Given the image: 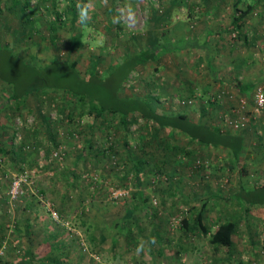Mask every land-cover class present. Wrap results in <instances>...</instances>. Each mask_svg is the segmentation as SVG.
<instances>
[{
    "label": "rangeland",
    "instance_id": "rangeland-1",
    "mask_svg": "<svg viewBox=\"0 0 264 264\" xmlns=\"http://www.w3.org/2000/svg\"><path fill=\"white\" fill-rule=\"evenodd\" d=\"M8 1L0 0V45H10L26 63L42 66L53 55L65 59L63 44L67 37L80 35L82 46L70 58L76 60V68L83 73L90 63L88 58L97 55L101 72L120 61L126 49H137L150 41L160 52L157 62L131 72L121 92L151 94L154 106L161 112L184 111L192 120L200 118L198 105L204 104V98L193 88H189L192 94L187 97L188 90L180 83L193 72L188 63H196L197 59L193 60L192 45L187 49L184 44H170L172 39L178 40L170 38L169 25L170 18L189 16V11L191 16L203 12V0H28L25 8L36 28L26 42L19 37L18 9L5 10ZM54 11L61 14L63 21L56 33L49 28ZM154 15L164 22L153 23ZM259 65L262 79L257 85L264 89V63ZM8 89L0 82L3 135L12 141L14 149L18 145L20 156L33 164L19 167L4 184L0 264L15 260L25 249L43 260H55L45 264H133V253L141 256L137 264H264V204L251 205L242 213L231 199L239 185L251 187L264 181V107L253 115L251 102L244 98L242 108L233 100L224 108L223 102L206 107L204 120L221 129H233L229 120L238 115L246 117L242 128H237L246 136L236 162L224 151L196 144L185 146L186 141L176 137L180 146L192 153L168 160L167 168L161 171L149 162L141 185L136 187L133 174L122 179L126 168L123 141L136 150L139 136L146 135L148 128L141 118L130 116L127 130L117 119L109 127L98 129L88 115L72 112L61 92L46 89L15 104L4 102ZM188 98L191 104L181 103ZM226 107L231 109V115L224 113ZM44 120L49 121V131ZM109 144L117 152L113 158L93 154L97 147L104 150ZM22 146L28 148L21 149ZM54 151L57 157L51 156ZM154 157H158L157 151ZM23 171L28 172L27 179L21 182L23 193L8 201L10 181ZM136 191L146 201L138 203L128 218L125 211L134 205ZM202 201L206 203L204 220L209 224L223 219L238 221L228 250L213 248L198 231L184 233L180 219L193 215ZM127 221L130 225L132 222L131 237L124 231ZM89 233L102 235L103 240L89 241ZM181 237L189 241L191 248L185 256L171 257L170 261L154 258L158 246L169 253L176 248L172 241Z\"/></svg>",
    "mask_w": 264,
    "mask_h": 264
},
{
    "label": "trees",
    "instance_id": "trees-1",
    "mask_svg": "<svg viewBox=\"0 0 264 264\" xmlns=\"http://www.w3.org/2000/svg\"><path fill=\"white\" fill-rule=\"evenodd\" d=\"M27 3L28 0H9L5 8L6 11L18 9L21 28L19 37L25 42L31 38L36 28L31 13L25 8ZM234 8L236 9L235 6ZM2 9L0 6V11ZM70 11L74 18L75 9L72 8ZM53 13V21L49 23V28L56 33L63 21H61L59 12L54 11ZM244 19L245 12L243 11L233 16L231 24L234 28H238ZM152 20L155 24L161 20L164 22L161 17L155 15ZM53 37H55L54 34L50 40L52 43L54 42ZM81 43L80 35H69L63 44L67 53L66 58L61 60L53 55L42 66L28 64L21 55L13 52L10 45H0V82L9 87V94L4 102L20 104L29 94L38 95L46 89H51L63 93L65 102H70L72 106V112L78 110L79 115H88L98 129L109 127L117 119L118 124L127 130L130 116L136 115L141 118L148 128L146 135L139 136L135 145L136 150L130 149L126 141H123L126 146L125 162H123L126 168L122 179H127L128 175L133 174L136 187L141 185L144 167L149 166V162H152L155 170L161 171L167 168L168 160L171 162L176 160L179 154L192 153L188 148L180 146L176 137L183 138L186 141L185 146L196 144L200 148L221 150L228 154L234 162L237 161L244 148L246 134L240 129H221L204 120L206 107H213L214 101L210 103L209 99H205L204 104L200 102L198 105L200 118L194 121L184 111L165 113L157 110L154 106L155 97L151 94L126 95L121 92L120 88L131 72L157 62L160 52L150 41L140 48L126 49L120 61L101 72L96 61L98 56L92 55L91 59L88 58L90 63L83 73L76 68V60L73 57L70 58L71 54L77 52V49L82 46ZM186 90H188L186 96L191 97L192 91L189 88ZM44 123L49 131V121L44 120ZM155 151L158 157H154ZM93 154L113 158L117 152L109 144L104 150L97 147ZM196 166L200 165L197 163ZM135 194L137 197L134 205L125 211V216L128 218L137 209L138 203L142 204L146 201L139 191ZM183 198L186 199L187 196ZM231 199L239 206L242 213H246L251 205H263L264 181L251 187L239 185L232 191ZM205 205L206 203L202 201L193 215L180 219L184 233L198 231L207 237V242L213 248L223 247L228 250L232 244V235L236 231L238 221L223 219L215 224H209L204 220ZM124 225L125 234L131 237L129 227H132V222L130 225V221H127ZM88 236L89 241L97 238L103 240L102 235L95 237L93 233H89ZM152 236L158 235L153 233ZM45 262L54 263L55 260H43L30 249H25L21 251L18 258L8 264H45Z\"/></svg>",
    "mask_w": 264,
    "mask_h": 264
},
{
    "label": "crops",
    "instance_id": "crops-1",
    "mask_svg": "<svg viewBox=\"0 0 264 264\" xmlns=\"http://www.w3.org/2000/svg\"><path fill=\"white\" fill-rule=\"evenodd\" d=\"M202 3L204 11L201 13L191 16L189 11L190 17L170 18V38L178 40L172 39L170 44L179 43V47L184 44L187 49L192 45L193 60L197 59L198 62L188 63L193 72L180 83L184 84L185 89L196 90L203 100L210 98V92H224L220 99L223 101H214V106L223 102L224 108L232 100L238 103L240 98L251 102L252 90L262 79L259 77V63H264V0H204ZM243 11L244 22L234 28L231 24L233 16ZM228 94L231 99L226 97ZM227 109L224 113L231 115V109ZM4 130L0 124V214L5 211L1 201L5 197V182L19 167L33 164V161L27 162L24 156L19 155L18 145L16 149L13 148L12 141L3 135ZM1 220L4 221V216ZM172 242L176 244L175 249L166 253L158 246L154 258L169 260L190 252L189 241H184L182 237ZM130 258L135 259L133 264L141 263L140 254L133 253Z\"/></svg>",
    "mask_w": 264,
    "mask_h": 264
},
{
    "label": "built area",
    "instance_id": "built-area-1",
    "mask_svg": "<svg viewBox=\"0 0 264 264\" xmlns=\"http://www.w3.org/2000/svg\"><path fill=\"white\" fill-rule=\"evenodd\" d=\"M224 94L225 93L221 92V91L214 93V94L210 95L209 100H211V101H217L218 100L219 101L221 99V96ZM226 97L231 98L230 95H227ZM183 102L186 104H191L192 99L188 98L187 100H184V101L182 100L181 103H183ZM244 103H245L244 99H241V98L238 99V104H239L238 106L240 108H242L244 106ZM251 106H252V110H253V115L259 114L260 110H262V107H264V89L262 88V86L257 85L253 88L252 94H251ZM225 117H226L225 114H223V119H227ZM246 121H247V119L245 116L238 115L236 119L229 120V124L232 128L237 129V128H242V126L245 124ZM16 138H19V135ZM26 148H28V147H26V146L21 147V149H26ZM57 154L58 153L56 151H54L51 156L57 157L58 156ZM27 176H28V172L23 171V173H20L18 176L13 177L11 179L9 187L6 190V196H7L8 201L16 200L23 193L21 182H24L25 179H27ZM51 214L54 218H56L54 212H52Z\"/></svg>",
    "mask_w": 264,
    "mask_h": 264
}]
</instances>
